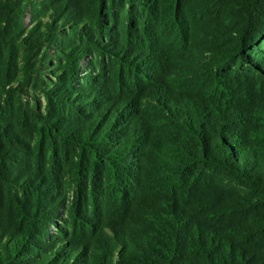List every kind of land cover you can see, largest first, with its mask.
<instances>
[{
  "label": "trees",
  "instance_id": "16d2710c",
  "mask_svg": "<svg viewBox=\"0 0 264 264\" xmlns=\"http://www.w3.org/2000/svg\"><path fill=\"white\" fill-rule=\"evenodd\" d=\"M0 264H264V0H0Z\"/></svg>",
  "mask_w": 264,
  "mask_h": 264
},
{
  "label": "rangeland",
  "instance_id": "374dc122",
  "mask_svg": "<svg viewBox=\"0 0 264 264\" xmlns=\"http://www.w3.org/2000/svg\"><path fill=\"white\" fill-rule=\"evenodd\" d=\"M26 22H27L28 24L31 22V16H30V14L27 15V17H26ZM84 64H85V65L87 64V60L84 62ZM83 67H85V66H83ZM82 71H85V69L83 68Z\"/></svg>",
  "mask_w": 264,
  "mask_h": 264
}]
</instances>
